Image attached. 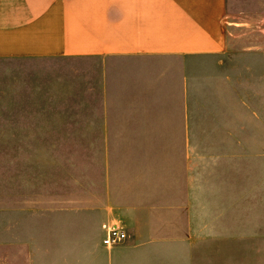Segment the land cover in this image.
<instances>
[{"label":"crops","instance_id":"1","mask_svg":"<svg viewBox=\"0 0 264 264\" xmlns=\"http://www.w3.org/2000/svg\"><path fill=\"white\" fill-rule=\"evenodd\" d=\"M225 6L0 0V60L98 62L102 119L89 126V145L102 149L103 175L90 185L89 214L95 229L117 224L127 238L111 247L102 244L103 232L65 239L89 246L60 257L63 264H225L227 243L239 245L235 264H242L244 229H264V139L242 138L243 94L222 59ZM216 56L222 58L213 63ZM199 66L224 69L215 96L219 138L196 124V116L207 115L195 107ZM24 188L0 197V260L10 264H36L34 192L28 180ZM75 208L83 216L82 206Z\"/></svg>","mask_w":264,"mask_h":264},{"label":"rangeland","instance_id":"2","mask_svg":"<svg viewBox=\"0 0 264 264\" xmlns=\"http://www.w3.org/2000/svg\"><path fill=\"white\" fill-rule=\"evenodd\" d=\"M224 25L226 52L211 61L226 59L228 75L242 91L243 140L264 139L259 130L264 128V0H226ZM223 70L196 67L195 107L207 114L205 119L196 116V124L210 127L212 138L220 136L213 129L222 121L215 96ZM101 95L98 62L89 57L0 60V197L22 194L27 180L29 194L33 186L36 264H63L66 253L89 246L64 244L65 239L82 235L90 240L103 232L100 225L94 228L89 214L90 185L103 175L102 149L89 145V126L102 119ZM77 203L85 210L83 216H75ZM255 231L244 229L242 264H264V229ZM225 246V264H235L239 245Z\"/></svg>","mask_w":264,"mask_h":264},{"label":"built area","instance_id":"3","mask_svg":"<svg viewBox=\"0 0 264 264\" xmlns=\"http://www.w3.org/2000/svg\"><path fill=\"white\" fill-rule=\"evenodd\" d=\"M103 237L102 244L111 247L118 245L125 241L127 238L126 228L117 224L102 225Z\"/></svg>","mask_w":264,"mask_h":264}]
</instances>
